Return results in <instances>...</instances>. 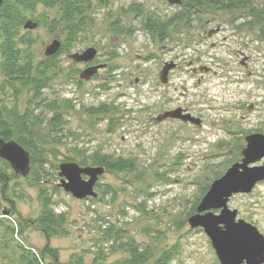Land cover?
I'll return each instance as SVG.
<instances>
[{
	"label": "rangeland",
	"instance_id": "obj_1",
	"mask_svg": "<svg viewBox=\"0 0 264 264\" xmlns=\"http://www.w3.org/2000/svg\"><path fill=\"white\" fill-rule=\"evenodd\" d=\"M90 2L88 25L60 54L59 68L48 73V86L40 98L23 88L12 101L20 111L28 107L40 119L35 129L43 132L38 145L44 149V169L49 174L41 185L56 211L67 215L66 235L52 237L51 245L61 261L88 251L85 260L90 263L96 241L104 237L101 231L111 226L126 230L155 256L173 248L176 255L171 264H219L204 231L190 227L187 218L215 176L240 160L244 137L264 133V16L252 19L248 10H263L264 0H253L242 9L198 11L200 18L179 20L162 39L141 29L130 8L138 4L145 14L162 19L180 11L178 4L167 0ZM40 12L58 17L57 9ZM117 20L132 32H113L111 23ZM217 25L222 32L208 38L206 33ZM58 35L59 31L49 33L43 27L33 30L35 59L44 56L45 47ZM90 47L96 50L91 63L73 62L69 57ZM238 51L250 58L246 66L240 63ZM170 61L176 66L162 83L161 69ZM89 64L105 66L89 80L80 79ZM199 66L211 72L190 71ZM51 103L57 109H50ZM101 106L106 111H97ZM178 107L199 117L201 126L154 119ZM56 113L62 125L52 131L50 120ZM93 152L129 158L134 169L105 171L95 188L97 198L75 199L57 186L60 178L55 167L64 158L79 162ZM31 178L18 176L6 191L0 186V207L7 205L4 197L13 199L23 222L32 221L41 210ZM228 207L237 211L236 219L252 224L264 236V180L247 194L231 196ZM2 235L0 229V264H6L13 255L9 248H2ZM16 235L15 240L6 239L8 247L20 241L39 251L44 244L30 223ZM125 256L117 251L107 262Z\"/></svg>",
	"mask_w": 264,
	"mask_h": 264
},
{
	"label": "trees",
	"instance_id": "obj_2",
	"mask_svg": "<svg viewBox=\"0 0 264 264\" xmlns=\"http://www.w3.org/2000/svg\"><path fill=\"white\" fill-rule=\"evenodd\" d=\"M251 1L253 0H181L178 4L181 7L180 11L162 19L150 13L145 14L138 4L132 5L130 9L139 18L141 29L162 39L179 20L200 18L198 11L242 9ZM90 4V0H2L0 5V75L2 77L0 82V138L16 141L29 153L30 171L25 177L32 175L31 180L38 188L41 201L39 215L32 221L23 222V218L17 216L14 200L4 197L7 205L0 207V229L3 232L2 238L5 240L1 246L4 250L9 248L13 255V258H10L6 264H148L149 262V264H171L176 255V251L169 248L155 256L149 246L140 245L126 230L114 229L111 226L101 231L104 237L96 241L94 245L96 251L90 263L85 260L88 251L72 253L66 261H61L57 249L51 245L52 237L66 235L64 226L67 215L64 211H56L51 196L41 185L43 178L49 174L45 173L44 169L46 161L43 154L44 149L38 145V142L43 141V132L35 129L40 124V119L32 109L27 107L20 111L16 103L12 101L17 99L23 88L31 90L34 98H40L43 89L48 86V73L59 68L60 54L76 42L82 30L88 25L86 14L90 9ZM40 9L43 11L57 9L58 17L50 18L46 13H41ZM248 10H251L249 13L252 19H261L264 16V9ZM28 20L37 24L34 29L43 27L49 33L59 31V35L54 38L61 42L58 52L48 57L44 55L40 59H35L32 52V46L35 43L34 29L24 28ZM111 28L115 33H130L133 30L123 26L118 20L111 23ZM49 107L57 109L58 106L51 103ZM97 111H106L105 106H101ZM61 125V115L54 114L50 120V130L58 131ZM242 148L240 147V151ZM238 156L241 158V154ZM88 158L76 163L80 166H100L105 171L112 172L134 169V161L129 158L112 157L99 152H93ZM60 161L61 163L73 162L68 158ZM55 169H58V166ZM39 171H42V175ZM18 176L21 175L16 174L9 163L0 158V186L3 191L8 190L10 182ZM219 177L220 175H216L215 179ZM96 187H98V182ZM208 187H205L203 194L206 193ZM56 188L54 186V190H57ZM90 199L95 198L84 200ZM198 202L194 204L188 216L195 212ZM27 223L32 224L43 236L44 244L41 249L36 251L20 241H14L13 245L8 247L6 239L15 240V235L22 233ZM117 251L124 252L126 256L107 262L109 256Z\"/></svg>",
	"mask_w": 264,
	"mask_h": 264
},
{
	"label": "water",
	"instance_id": "obj_3",
	"mask_svg": "<svg viewBox=\"0 0 264 264\" xmlns=\"http://www.w3.org/2000/svg\"><path fill=\"white\" fill-rule=\"evenodd\" d=\"M170 4H179L181 0H167ZM2 0H0V5ZM36 23L28 20L25 29H34ZM210 35V32H208ZM61 42L53 39L44 49L45 56L58 52ZM96 56L93 47L81 53L69 55L73 62L91 63ZM243 61H241V64ZM103 64H91L79 75L82 80H89ZM173 61L165 62L160 81L166 83L168 73L175 68ZM207 72L209 68L199 67ZM251 108V107H250ZM156 121L175 119L200 127L202 120L178 107L164 111L154 118ZM245 145L241 149V158L232 164L219 178L208 187L199 200L195 212L187 218L192 228H201L208 237L219 264H263L264 236L252 224L236 219L237 211L228 207L229 198L235 194H247L254 186L264 180V133H250L244 137ZM0 158L9 163L11 169L23 177L30 171V155L16 141L0 138ZM103 167L80 166L76 162H62L58 165V186L73 198L83 200L96 198L95 185L104 173ZM217 210L218 213H214Z\"/></svg>",
	"mask_w": 264,
	"mask_h": 264
},
{
	"label": "flooded vegetation",
	"instance_id": "obj_4",
	"mask_svg": "<svg viewBox=\"0 0 264 264\" xmlns=\"http://www.w3.org/2000/svg\"><path fill=\"white\" fill-rule=\"evenodd\" d=\"M209 31H210V30H209ZM220 32H222V27L219 26V25H217V26L215 27V29H211V31H210V35H208V32L206 33V35H207L208 38H212V37L218 35ZM225 38H226V37H223L222 40H225ZM213 46H215V43H212V47H213ZM237 55L240 56V57L242 58V59H241V61H243L242 64H243L244 66H246V65L248 64L250 58H249L248 56H245L244 53L241 52V51H238ZM241 61H240V63H241ZM199 67H202V66H199ZM199 67H197V68H195V67H191V68H190V71H191L192 73L196 74L197 71H200V70H199ZM207 68H209V67H207ZM200 72H205V71H200ZM209 72H211V68H209V70H208L207 72H205V73H209ZM181 108L184 109L186 112H189L191 115H193V114H192V113H191L186 107H181ZM193 116H194V115H193ZM195 117H196V116H195ZM198 118H199V117H198ZM186 124H190V123H186Z\"/></svg>",
	"mask_w": 264,
	"mask_h": 264
}]
</instances>
